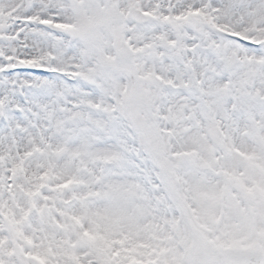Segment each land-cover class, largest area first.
Wrapping results in <instances>:
<instances>
[{
	"label": "snow or ice",
	"instance_id": "1",
	"mask_svg": "<svg viewBox=\"0 0 264 264\" xmlns=\"http://www.w3.org/2000/svg\"><path fill=\"white\" fill-rule=\"evenodd\" d=\"M0 264H264V0H0Z\"/></svg>",
	"mask_w": 264,
	"mask_h": 264
}]
</instances>
